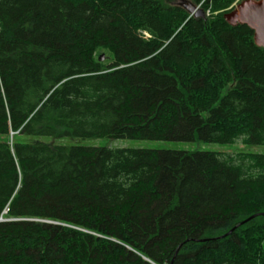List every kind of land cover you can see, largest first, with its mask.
Instances as JSON below:
<instances>
[{
    "label": "trees",
    "instance_id": "obj_1",
    "mask_svg": "<svg viewBox=\"0 0 264 264\" xmlns=\"http://www.w3.org/2000/svg\"><path fill=\"white\" fill-rule=\"evenodd\" d=\"M233 1L0 0V264H264V152L22 140L264 144Z\"/></svg>",
    "mask_w": 264,
    "mask_h": 264
},
{
    "label": "rangeland",
    "instance_id": "obj_2",
    "mask_svg": "<svg viewBox=\"0 0 264 264\" xmlns=\"http://www.w3.org/2000/svg\"><path fill=\"white\" fill-rule=\"evenodd\" d=\"M244 1H257V0H234L228 7V11L224 13L225 19L229 22V14L233 12L237 4ZM174 3L184 2V0H173ZM202 11L200 16H210L212 13L209 9L204 10L200 5L195 6ZM194 14V13H192ZM195 15V14H194ZM22 140H37L42 142H57L65 144H83V145H100L108 147H150L162 149H181V150H212L220 152H236V151H251V152H264V144H246L240 139L232 143H213L204 142L198 138L191 141H162V140H147L138 138H68V137H51V136H22Z\"/></svg>",
    "mask_w": 264,
    "mask_h": 264
},
{
    "label": "water",
    "instance_id": "obj_3",
    "mask_svg": "<svg viewBox=\"0 0 264 264\" xmlns=\"http://www.w3.org/2000/svg\"><path fill=\"white\" fill-rule=\"evenodd\" d=\"M188 11L195 15H202V11L195 6H188ZM229 23H246L254 31V41L264 47V0L244 1L237 4L235 10L229 14ZM103 59V54L99 56ZM1 220V218H0Z\"/></svg>",
    "mask_w": 264,
    "mask_h": 264
}]
</instances>
